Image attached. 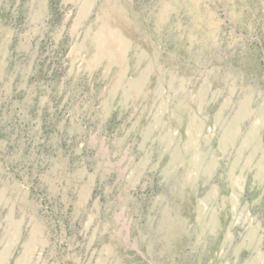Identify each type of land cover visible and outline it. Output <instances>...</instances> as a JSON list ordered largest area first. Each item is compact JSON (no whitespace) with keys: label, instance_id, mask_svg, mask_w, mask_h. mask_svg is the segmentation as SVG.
I'll return each mask as SVG.
<instances>
[{"label":"rangeland","instance_id":"rangeland-1","mask_svg":"<svg viewBox=\"0 0 264 264\" xmlns=\"http://www.w3.org/2000/svg\"><path fill=\"white\" fill-rule=\"evenodd\" d=\"M0 264H264V0H0Z\"/></svg>","mask_w":264,"mask_h":264}]
</instances>
